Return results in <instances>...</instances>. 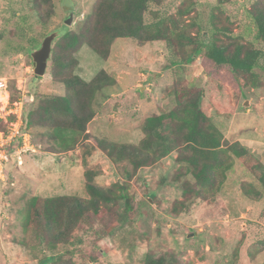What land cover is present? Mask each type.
Instances as JSON below:
<instances>
[{
  "label": "rangeland",
  "instance_id": "1",
  "mask_svg": "<svg viewBox=\"0 0 264 264\" xmlns=\"http://www.w3.org/2000/svg\"><path fill=\"white\" fill-rule=\"evenodd\" d=\"M96 1L53 0L55 15L47 29L59 30L62 35L77 30ZM253 1L230 0L225 4V13L230 16L234 34L242 35L264 52V44L256 39L248 13ZM187 4L206 30L217 0H163L160 6L150 8L148 17L154 18L152 11L157 9L159 15L175 14L179 6ZM29 14H33L30 0H0V76L9 78L16 96V87H23L26 113L40 98L65 93L63 86L52 82L50 61L44 76L34 73L30 51L44 37L38 43L29 42L32 36H39L38 23L32 32H21L20 16ZM187 17L190 21L191 17ZM76 57V72L84 79H92L101 69L116 79L114 86L96 98V115L88 125L92 136L116 143H139L144 137L143 121L176 106L169 88L182 79L203 89L201 106L228 143L239 141L264 164V84L242 89L238 98L230 86L218 90L199 58L193 64L176 65L163 40L140 45L133 38H117L108 59L83 44ZM260 62L262 68L256 71L264 82V55ZM155 73L161 76L153 78ZM43 133L40 127L31 130V148L35 151L26 149L20 158L13 155L4 179L0 178V264H46L47 257L64 250L44 246L37 230L25 228L26 202L33 196L87 197L86 168L98 172L95 181L102 186L115 181L125 183L132 210L128 213L122 200L117 212H107L95 226L110 231L95 245L87 246L94 259L84 260L75 253V264H143L148 255L179 257L187 264H264V225L259 221L264 193L254 200L244 193L243 185L252 184L261 192L264 188L238 158H234L233 167L215 197L195 199L189 209L173 213L172 208L184 199L183 182L190 178L177 179L176 151L132 172L127 160L110 159L94 139L80 142L68 153L57 154L51 151L56 148L55 142ZM88 149L91 154L85 152ZM191 233L193 236H189Z\"/></svg>",
  "mask_w": 264,
  "mask_h": 264
},
{
  "label": "trees",
  "instance_id": "2",
  "mask_svg": "<svg viewBox=\"0 0 264 264\" xmlns=\"http://www.w3.org/2000/svg\"><path fill=\"white\" fill-rule=\"evenodd\" d=\"M162 1L97 0L91 14L77 30L65 32L54 42L50 59L51 79L54 84L63 86L65 93L40 98L27 113L25 106L22 129L31 133L34 128H43V134L55 142L56 148L51 151L57 154L68 153L80 142L94 139L110 159L117 162L127 160L132 165V172L151 166L176 151L177 179L190 178L183 182L184 199L172 208L173 213L189 209L195 199L215 197L232 169L235 157L264 188V164L239 141L228 143L201 106L203 89L182 79L169 88L175 96L176 106L169 112L147 117L142 123L144 137L139 143H116L88 132V125L96 115L94 103L97 96L114 86L116 79L105 69L99 70L90 80L76 72V53L83 44L101 58L108 59L117 38H133L140 45L163 40L174 64H193L199 58L218 90L230 86L238 98L242 89L263 86L262 77L256 70L262 68L260 60L264 52L244 40L242 35L234 34L230 16L225 13V4L230 0H217L206 30L197 15L191 14L190 4L179 6L175 14L159 15L157 9L152 11L154 18L148 17L150 8L160 6ZM30 10L33 14L20 16L21 32H32L34 24L38 23L39 36L34 35L29 41L38 43L49 32L47 23L55 15L53 0H30ZM248 13L256 29V39L264 44V0H254ZM187 16L191 17L190 21ZM0 127H5L4 123ZM20 144L19 138L13 147ZM85 152L91 154L90 149ZM97 176L95 169H85L87 197L69 194L33 196L26 202L25 228L37 230L44 246L64 248L57 255L47 257L46 264H75L72 260L75 253L84 260H93L94 254L87 246L95 245L110 231L106 232L95 224L107 212L111 215L117 212L122 200L127 212L132 210L125 183L115 181L102 186L95 181ZM243 191L254 200H259L264 193L249 183L243 185ZM259 221L264 225V208ZM143 264L187 263L179 257L148 255Z\"/></svg>",
  "mask_w": 264,
  "mask_h": 264
},
{
  "label": "built area",
  "instance_id": "3",
  "mask_svg": "<svg viewBox=\"0 0 264 264\" xmlns=\"http://www.w3.org/2000/svg\"><path fill=\"white\" fill-rule=\"evenodd\" d=\"M19 85L16 87L19 95L16 96L15 88L12 87L9 78L0 76V125L4 123L5 126L0 127V178L2 179H4L6 164L11 161L13 155H18L20 158L24 150L33 149L30 133L22 129L26 92ZM19 138L21 144L14 148L13 144Z\"/></svg>",
  "mask_w": 264,
  "mask_h": 264
},
{
  "label": "water",
  "instance_id": "4",
  "mask_svg": "<svg viewBox=\"0 0 264 264\" xmlns=\"http://www.w3.org/2000/svg\"><path fill=\"white\" fill-rule=\"evenodd\" d=\"M69 22L71 23L72 21L70 20ZM61 35L62 33L59 30H53L47 33L39 46L30 51L36 76H44L46 74L52 56L53 44ZM160 76V73H155L153 78ZM189 236H193V234L191 233Z\"/></svg>",
  "mask_w": 264,
  "mask_h": 264
},
{
  "label": "crops",
  "instance_id": "5",
  "mask_svg": "<svg viewBox=\"0 0 264 264\" xmlns=\"http://www.w3.org/2000/svg\"><path fill=\"white\" fill-rule=\"evenodd\" d=\"M251 141H252V142H254V141H255V142H257V140H254V141H253V140H251ZM259 143H260V142H259ZM33 151H35L34 147H33Z\"/></svg>",
  "mask_w": 264,
  "mask_h": 264
}]
</instances>
